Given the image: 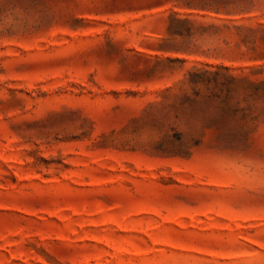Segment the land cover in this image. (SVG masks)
Instances as JSON below:
<instances>
[{
    "label": "rangeland",
    "instance_id": "1",
    "mask_svg": "<svg viewBox=\"0 0 264 264\" xmlns=\"http://www.w3.org/2000/svg\"><path fill=\"white\" fill-rule=\"evenodd\" d=\"M0 264H264V0H0Z\"/></svg>",
    "mask_w": 264,
    "mask_h": 264
}]
</instances>
